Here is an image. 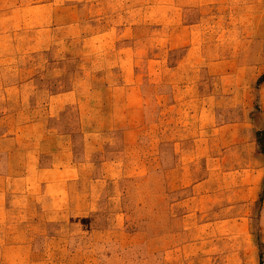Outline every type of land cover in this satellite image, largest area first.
Returning <instances> with one entry per match:
<instances>
[{"label": "rangeland", "instance_id": "1", "mask_svg": "<svg viewBox=\"0 0 264 264\" xmlns=\"http://www.w3.org/2000/svg\"><path fill=\"white\" fill-rule=\"evenodd\" d=\"M263 79L264 0H0V264H264Z\"/></svg>", "mask_w": 264, "mask_h": 264}, {"label": "trees", "instance_id": "2", "mask_svg": "<svg viewBox=\"0 0 264 264\" xmlns=\"http://www.w3.org/2000/svg\"><path fill=\"white\" fill-rule=\"evenodd\" d=\"M264 80V79H263ZM261 136V133H259V137ZM261 144H262V140L260 141ZM263 258V261H264V255L261 256ZM264 263V262H263Z\"/></svg>", "mask_w": 264, "mask_h": 264}]
</instances>
